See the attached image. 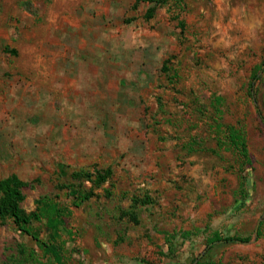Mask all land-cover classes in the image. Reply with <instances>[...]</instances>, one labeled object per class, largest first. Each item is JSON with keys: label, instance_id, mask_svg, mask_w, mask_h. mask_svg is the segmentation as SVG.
<instances>
[{"label": "rangeland", "instance_id": "rangeland-1", "mask_svg": "<svg viewBox=\"0 0 264 264\" xmlns=\"http://www.w3.org/2000/svg\"><path fill=\"white\" fill-rule=\"evenodd\" d=\"M153 6L0 0V180L63 214L40 241L0 219V264H264V0ZM106 168L77 207L92 184L72 173Z\"/></svg>", "mask_w": 264, "mask_h": 264}, {"label": "trees", "instance_id": "trees-1", "mask_svg": "<svg viewBox=\"0 0 264 264\" xmlns=\"http://www.w3.org/2000/svg\"><path fill=\"white\" fill-rule=\"evenodd\" d=\"M136 2H148L153 3L154 6L149 8L148 17L152 18L155 14L156 7L165 3V0H136ZM219 101V99H218ZM217 123V133L223 136H219L218 139L220 143L226 146V148L233 150L240 158V164L246 170L251 168L252 161L250 153L247 146V140L245 134L238 128L234 126H224V124L215 121ZM220 133V134H219ZM246 168V169H245ZM74 178L84 179L85 181L92 184L91 188L85 191L80 189L77 195L76 206L79 207L84 202L95 196V189L104 185L109 181L113 172L111 168L98 169L95 172H87L83 169L74 171L72 173ZM245 180V176L242 177ZM28 183L21 180L17 175L12 174L2 180H0V219L6 221L7 219H12L16 229L21 233L31 236L36 240L40 241L38 235L34 232V224L36 222L42 221L46 218L48 213H51L50 223L53 225H58L60 218L63 217L62 210L54 205H50L49 208L45 209L44 206H48L46 199L39 200L37 203L40 204L36 210L27 212L22 208V202L25 199L23 189L27 187ZM243 185V182H242ZM243 187V186H242ZM82 188V187H81ZM50 215V214H49ZM186 236H190V232L185 233ZM209 244L213 245L219 241L224 242H245L247 239L237 237V236H226L221 237L218 233H214L212 238H209ZM52 247L53 244L48 245ZM54 249V248H53ZM57 251V250H55ZM59 264H62L58 260ZM196 264H203V262L198 261ZM208 264H215L213 262Z\"/></svg>", "mask_w": 264, "mask_h": 264}, {"label": "crops", "instance_id": "crops-1", "mask_svg": "<svg viewBox=\"0 0 264 264\" xmlns=\"http://www.w3.org/2000/svg\"><path fill=\"white\" fill-rule=\"evenodd\" d=\"M227 236V235H226ZM255 236L257 237V232L255 233ZM261 236V234H258V237H260ZM237 237H241V238H245V239H247V237H242V236H237ZM247 242H249V240L247 239L246 241H245V243H247ZM217 243H222V244H230V243H234V242H224V241H219V242H217ZM204 253H205V251H204ZM204 253H202V255L204 254ZM202 257V256H201ZM198 261H201V260H199V258L196 260V262L194 263V264H196ZM202 262H203V260H202ZM204 264V263H203ZM216 264V263H215Z\"/></svg>", "mask_w": 264, "mask_h": 264}, {"label": "flooded vegetation", "instance_id": "flooded-vegetation-1", "mask_svg": "<svg viewBox=\"0 0 264 264\" xmlns=\"http://www.w3.org/2000/svg\"><path fill=\"white\" fill-rule=\"evenodd\" d=\"M260 225H261V223H260ZM209 246H210V244H209Z\"/></svg>", "mask_w": 264, "mask_h": 264}]
</instances>
